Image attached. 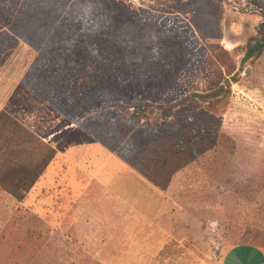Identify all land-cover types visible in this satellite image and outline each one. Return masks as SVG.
Wrapping results in <instances>:
<instances>
[{
	"label": "rangeland",
	"instance_id": "rangeland-1",
	"mask_svg": "<svg viewBox=\"0 0 264 264\" xmlns=\"http://www.w3.org/2000/svg\"><path fill=\"white\" fill-rule=\"evenodd\" d=\"M55 1L51 0V5ZM116 1L121 4V10L110 7L107 0L91 2L100 12L101 29L132 51L126 60L114 63V75L104 74L106 64L100 60L98 79L91 87L74 89L60 85L58 88L48 80L44 84L48 88H43L42 95H35L39 105L22 106L17 90L25 86L21 78L29 68L30 59L33 63L39 52L19 38L0 68V110L4 108L11 114V120L23 118L31 125L34 117L35 122L44 125L50 123L44 117L54 112L56 119L50 124L57 131L83 117L76 122L78 128L74 132L57 142L64 156L57 152L50 168L23 200L17 216L0 219V264H102L86 255L79 242L87 250L98 248L100 251L103 242L104 247L109 244L111 251L113 233L123 247L126 242L123 238L127 236L122 230L131 227L143 231L145 215L156 212V201L173 200L141 178L96 137H101L114 150L130 154L142 145L136 132L143 135L146 124L154 128L157 123L160 129L162 122L166 124L170 119L160 106L190 96L204 106L203 100L195 95L210 92L211 77L220 78L229 92L218 111L224 125L221 146L202 165L207 171H213L210 174L214 179L201 171V180L211 181L216 191L210 196L205 193L201 200L221 202L220 189L225 184L228 186L223 187L231 193L229 214L223 216L225 229L218 234L208 226L202 218L206 210H199L196 215L174 202L187 212L188 218L203 222L219 240L229 242L226 235H230L237 242L264 247V50L249 49L260 38L257 28L263 17L237 11L229 0ZM68 8L69 4L64 11L52 7L45 16L60 21ZM64 33L57 30L52 45H58L50 46L52 52L56 51L72 65L74 78L91 68L77 54L80 44L61 43ZM247 52L249 57H245ZM58 55H52L51 59L57 61ZM43 95L51 98L56 108ZM93 108L97 109L96 113L91 112ZM132 115L138 120H133ZM130 119L133 124L129 123ZM20 139L15 125L2 116L0 169L39 158L44 153L41 149L16 146ZM119 170L122 183L130 184L133 179L131 187L117 185L114 176ZM149 201L152 212L147 207ZM174 217L176 221L182 215L176 212ZM130 222V227L123 226ZM195 235L203 238L205 232L196 231ZM135 240L139 239L135 236ZM193 248L206 261L212 260L209 255L213 250L206 248L210 252L202 254L199 246ZM177 251L172 264L197 261L189 254L190 249L182 247ZM201 263L198 259V264Z\"/></svg>",
	"mask_w": 264,
	"mask_h": 264
},
{
	"label": "trees",
	"instance_id": "trees-1",
	"mask_svg": "<svg viewBox=\"0 0 264 264\" xmlns=\"http://www.w3.org/2000/svg\"><path fill=\"white\" fill-rule=\"evenodd\" d=\"M70 1L56 0L51 5V0H0V68L17 46L18 39L23 38L39 54L21 78V83L37 95H42L43 88H48L44 85L48 80L56 83L58 88L60 85L74 89L77 86L91 87V84L98 79L100 60L106 64L104 74L112 76L116 73L114 63L126 60L132 53L101 29L100 12L91 4L92 0H72L71 3ZM107 1L110 7L121 10V4L118 1ZM229 1L237 11H247L263 17L257 28L260 38L257 44L249 49L250 51L264 50V0ZM68 4V11L60 21L45 16V12L52 7L64 11ZM57 30L65 32L62 44L81 45L77 54L88 61V67L91 70H85L84 74L72 78L71 72L74 71L72 65L60 58L55 50L52 52V46L58 45H52ZM248 53L250 52H247L245 57H249ZM52 55H58V60L53 61ZM86 81L89 83L87 84ZM224 81L228 82V79L224 78ZM208 83L209 93L195 95L203 100L204 106L198 104L197 100L191 96L160 106L162 113L166 116L169 114L170 119L166 124L162 122L160 129H157L158 124L154 123V128H148L149 124H146L143 135L136 132L139 136L137 139L142 145L128 155L122 154L116 148L114 150L101 137L96 138L169 199L182 204L196 215L199 210H206L202 218L219 234L226 227L223 216L229 214L231 193L228 194V190L223 189L228 187L225 184L222 189L218 188L221 192V202L216 203L214 199L211 202H202L201 196L205 193L212 195L216 188L211 181L206 183L201 179L202 172H208L207 175L212 179L215 177L210 174L213 171H207L202 165L206 159L214 156L221 146L224 125L222 115L218 111L219 107L225 104L229 89H226L220 78L214 80L211 77ZM43 99L56 108L51 98L44 96ZM176 108L177 110L174 111L173 109ZM96 111V108L91 110L92 113ZM2 116L17 127L21 136L20 144L41 149L44 152L39 158L13 163L0 169V188L18 201H23L54 160L57 152L17 121L11 120L10 116L3 112L0 118ZM172 116L174 118H171ZM82 118L78 117V120L73 122H79ZM132 118L138 120L136 115H132ZM131 120L129 123L133 124ZM140 129L142 132L143 128ZM219 211H223L224 214H220ZM198 217L201 216L198 215ZM226 238L233 245L248 244L237 242L238 240L230 235H226Z\"/></svg>",
	"mask_w": 264,
	"mask_h": 264
},
{
	"label": "crops",
	"instance_id": "crops-1",
	"mask_svg": "<svg viewBox=\"0 0 264 264\" xmlns=\"http://www.w3.org/2000/svg\"><path fill=\"white\" fill-rule=\"evenodd\" d=\"M32 61L33 59L32 60L30 59L29 66L32 64ZM24 87H21L17 90L18 93L17 95L20 96L19 99L21 105L24 106L27 103L28 104L34 103L36 105H39V100L35 96L37 94L33 92L27 93L24 90L25 89ZM8 97L9 96H7L5 100ZM2 111H4L5 114L7 113L9 116H11V114L5 111L4 108L0 110V114L2 113ZM45 119L47 121H50V123H52V120L56 119L55 113L52 112V116H46L44 117V120ZM16 120L20 125H22L30 132H32L34 135L39 137L43 142L54 148L56 152L59 153V155L60 154L63 155V154L61 150H59V148L57 147V142L62 138L63 139L66 138L67 133L74 132L78 128L77 124L73 121H71V124L69 126L67 127L64 126L63 128L56 131V129L51 128L52 125L49 122L44 125L42 123L38 124V122L34 121L35 120L34 117L31 119V125H29V122L25 121V119L23 118H16L15 121ZM43 130H45L46 133H43ZM17 145L22 146L23 144H20L19 142L18 144H16V146ZM26 147H30V146H26ZM18 162H24V161H18ZM49 168L47 167V169ZM45 172L40 177V179H42ZM125 175L127 176V174ZM121 177H122V171L119 170L117 173H115L114 176V180L117 181V185L123 184L126 185V187H128L131 184V182H133V179H131L130 184L122 183L120 181ZM128 177L132 178L129 174ZM36 185L34 187H36ZM34 187L32 189H34ZM160 193L164 194L162 192ZM156 202L158 204H156L157 208L155 209V211L156 212L159 211L163 213H161L160 215L155 214L156 212L153 213L152 212L153 206H151L149 201L147 207L149 211H151L152 213L150 215H145L146 219L143 221L145 225L144 227L145 229L143 231L131 228L130 227L132 224L131 222L128 224H123L124 227H130L129 229L127 228L125 230H122V234H124V236H127V238H123L126 239L125 244L122 245L123 247L120 246V244H122L121 242H119L120 240L115 239L116 238L115 233H113L114 237L111 240V246H112L111 251H109L110 248L108 246L109 244L107 245V247H104L103 242H101V249H102L101 251L98 248L94 250H89V249L87 250V248H85L82 245V242H79L80 247L83 248L86 255L91 256L94 259H97L102 264H172L173 260H175L174 254L178 252L177 250L181 249L182 247H184L186 250L188 249L191 250L189 254L193 256V258L195 257L197 259V261H195V264L196 263L198 264V259H201L202 261L201 264H264V247H262L261 245H254V244L233 245L227 242L226 240H219L215 236L213 231L210 230L207 226H205L203 222L197 219L195 220L193 218H188L187 212H184L182 209H180L179 205L174 201H169L164 203L161 201H156ZM23 205H24L23 201H18L13 196H11L6 191L0 188V219L6 216L7 217L11 216L12 218L15 214L17 216L19 212V207H23ZM176 212H179L180 215H182V217L175 221L174 216ZM156 217H158V219H156ZM195 226L196 228H198L196 231L205 232V236L203 238H199L197 235H195L196 233V231L194 230L196 229ZM135 236L139 240H135ZM198 243L199 245H197ZM211 244L214 245L213 249L211 247ZM191 245L197 248L199 246L200 249L202 250L200 249L198 250H200L202 254H207L210 252V251L209 252L206 251V248H209V250L211 251L213 250L212 254L209 255L212 258V260L206 261V259H204L203 257H201L200 254H198L197 249H194L193 247H191ZM157 259L159 260L157 261V263H155Z\"/></svg>",
	"mask_w": 264,
	"mask_h": 264
}]
</instances>
